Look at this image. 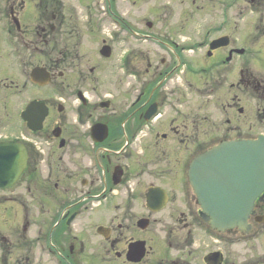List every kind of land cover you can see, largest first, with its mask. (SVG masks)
Wrapping results in <instances>:
<instances>
[{"label":"flooded vegetation","instance_id":"1","mask_svg":"<svg viewBox=\"0 0 264 264\" xmlns=\"http://www.w3.org/2000/svg\"><path fill=\"white\" fill-rule=\"evenodd\" d=\"M157 1L145 33L135 32L154 49L136 52L148 67L135 75H102L113 51L109 27L128 28L112 13L111 0H27V8L24 0H5L0 8V75L23 80L19 89H1L24 91L36 68L50 82L58 79L61 94L69 92L74 102L70 123L61 98L52 119L53 103L33 99L47 108L39 130L21 120L30 136L14 140L23 144L27 162L0 196V227L9 230L0 229V264H240L238 254L230 257L222 247L226 233L234 236L233 248L248 237L242 264H264V247L257 251L264 240V188L243 229L218 230L208 223L190 177L193 161L222 143L264 138L255 113L257 96L264 128V75L239 68L240 56L254 51L239 45V0H199L187 13L181 6L189 0ZM249 1L253 14L264 5ZM193 24L206 32V57L214 59L208 69L199 67L203 75L187 55ZM159 52L160 65L150 72L149 54ZM198 76L200 113L191 107ZM176 82L183 89L177 86L173 97ZM30 84L42 89L49 83ZM149 141L152 151L143 150ZM193 225L210 232L202 239ZM212 242L217 249L206 251Z\"/></svg>","mask_w":264,"mask_h":264},{"label":"rangeland","instance_id":"2","mask_svg":"<svg viewBox=\"0 0 264 264\" xmlns=\"http://www.w3.org/2000/svg\"><path fill=\"white\" fill-rule=\"evenodd\" d=\"M174 5H175V1ZM195 5L191 4L189 0V5L181 6V8L186 9L189 12L190 9L194 10L195 6L198 8L200 6L199 0H195ZM155 4L160 5V2L157 0H111V8L112 13L117 15L118 17H123L124 22L126 21L128 28L127 30H121L119 27H116L113 23L108 29L111 34L113 44H112V56L108 62H106L104 67V73L102 75H135L136 72H145L148 67L147 60L139 58V52L146 50H153L151 42H142L141 40H136V33H145L144 30L146 28H142L146 21L152 22L153 16L156 14ZM264 4V3H263ZM5 6V0H0V8ZM23 7L27 8V0H24ZM179 7L175 6V10L178 11ZM239 8L240 11V22H239V45L241 48H244L246 52L251 49L253 52L251 54L240 56L239 59V68L240 71L242 69H247L246 65L255 71V75H264V35L262 34V24L260 23V19H264V5H261V10H258L255 14L250 12L251 4L249 0H239ZM263 14V15H262ZM193 19V18H192ZM195 23V22H194ZM260 23V26L258 27ZM200 25L193 24L191 30L188 32V36H190V42L193 45L190 53H188V58L191 59V64L196 67L195 70L199 71L196 75H203L206 72H201L199 67L207 68V64L210 62H214V59H207L206 53L204 50V44L206 32L199 30ZM189 43V42H188ZM136 52H138L136 54ZM222 52V51H220ZM225 53L226 50H223ZM132 53V54H131ZM160 53V54H159ZM159 53H148L150 56V64L152 66L151 71H153V67L155 65H160V59L164 56L162 52ZM223 53V56H224ZM147 55V54H146ZM250 60V63L247 61ZM223 67L224 69H220L223 73L231 67V64ZM217 69L219 67L216 65L211 75H217ZM254 69V70H253ZM194 71V70H193ZM225 74V73H224ZM73 75V74H71ZM130 79V78H129ZM194 79V78H193ZM192 79V96H191V107L192 112H197V108H199L201 102L200 97L197 96L196 89H200V85L202 84L201 76L196 77V80ZM23 80L18 77V75H0V140H11L18 139L21 136L28 137L30 134L26 131L25 125L20 119V112L24 109L26 104L35 99L40 98L47 100L49 103H53L52 114L50 118H54L56 115V107L54 104L59 102V98L65 99L66 103H64L66 110V120L70 123L72 116L71 112L73 109V97L69 92H63L61 94L59 80L56 79L53 82H50L46 87L40 89L38 87L32 86L28 80L27 75V86L26 89L22 92L16 91L14 88V92L12 91H3L1 86H18L17 88H21ZM180 86L181 89L183 87L179 82H176L173 89L175 90V94L173 97H177L176 87ZM171 87V88H172ZM226 96V95H225ZM209 105L213 106L215 101H209ZM260 99L256 96L255 98V113H256V122H257V132L264 131L263 126L258 124V119L261 117L262 111V103H260ZM63 103V102H62ZM213 104V105H212ZM247 113V112H246ZM56 119V118H55ZM153 143V142H152ZM152 143L149 141L148 143H143V150L147 148L148 151H152ZM5 192H0V196L5 195ZM7 195V193H6ZM4 201V200H2ZM2 203L1 205H3ZM113 212V211H112ZM1 216V215H0ZM29 222L31 224V232L33 230L34 220L32 215L29 217ZM2 226V225H1ZM3 230V234L7 235L9 230L7 227H0ZM193 232H198L199 236L203 239V231L210 232V229L201 225L200 230H195L194 225L192 227ZM234 236L230 233H226L222 238L221 242L222 247L228 253L229 256L233 255V253L238 254L237 260L240 264L244 263L245 260L248 259L249 255V241L248 237H245V242H241L238 248L239 250L233 251L231 243L233 241ZM264 240H261L259 246H257V251H260L264 244H262ZM210 243V242H208ZM219 244L213 243L209 244L207 250H216ZM205 252V251H204Z\"/></svg>","mask_w":264,"mask_h":264},{"label":"water","instance_id":"3","mask_svg":"<svg viewBox=\"0 0 264 264\" xmlns=\"http://www.w3.org/2000/svg\"><path fill=\"white\" fill-rule=\"evenodd\" d=\"M220 40L214 41L216 48ZM33 69L31 82L45 86L50 76ZM47 115L43 102L31 101L21 113L32 131L39 130ZM26 153L15 142L0 143V190L10 187L25 168ZM192 185L203 210L211 216L212 228L224 230L234 226L243 229L254 198L264 188V139L224 142L196 158L191 166Z\"/></svg>","mask_w":264,"mask_h":264}]
</instances>
